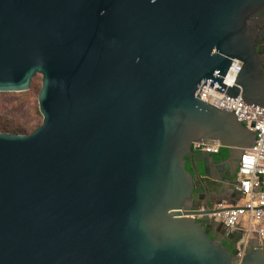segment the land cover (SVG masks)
<instances>
[{
  "label": "water",
  "instance_id": "water-1",
  "mask_svg": "<svg viewBox=\"0 0 264 264\" xmlns=\"http://www.w3.org/2000/svg\"><path fill=\"white\" fill-rule=\"evenodd\" d=\"M259 14L264 0H0V93L40 76L42 116L0 132V264H264V239L239 259L242 231L192 217L235 204L226 184L241 196L238 161L258 149L197 92L264 109Z\"/></svg>",
  "mask_w": 264,
  "mask_h": 264
},
{
  "label": "built area",
  "instance_id": "built-area-1",
  "mask_svg": "<svg viewBox=\"0 0 264 264\" xmlns=\"http://www.w3.org/2000/svg\"><path fill=\"white\" fill-rule=\"evenodd\" d=\"M259 41L264 45V27L258 34ZM241 70V63L235 59L227 74L223 77L222 85L225 88L233 87L237 75ZM203 82L197 92L199 99L219 110L231 113L244 127L252 132L259 131L258 149H245L236 173V182L240 192V200L232 207L225 208L221 204L211 207L205 204L198 206L192 217L197 221L203 218L220 223L225 228L242 231L244 238L237 245V258L243 256L247 247L248 237L264 239V109L260 106L247 105L240 96L229 98L224 92L220 93L206 86ZM194 151H201L210 155L219 154L222 149L217 141H199L193 143Z\"/></svg>",
  "mask_w": 264,
  "mask_h": 264
},
{
  "label": "rangeland",
  "instance_id": "rangeland-1",
  "mask_svg": "<svg viewBox=\"0 0 264 264\" xmlns=\"http://www.w3.org/2000/svg\"><path fill=\"white\" fill-rule=\"evenodd\" d=\"M40 85L37 76L26 92L0 93V132L27 135L41 125L37 104Z\"/></svg>",
  "mask_w": 264,
  "mask_h": 264
},
{
  "label": "flooded vegetation",
  "instance_id": "flooded-vegetation-1",
  "mask_svg": "<svg viewBox=\"0 0 264 264\" xmlns=\"http://www.w3.org/2000/svg\"><path fill=\"white\" fill-rule=\"evenodd\" d=\"M257 24H259V25H263L264 26V18H263V16L262 15H257L254 19H253V25H257ZM257 48L261 51V52H264V45L259 41V39H258V46H257ZM219 156V154H217V156H215L214 155V157H215V159H216V161L218 162V161H220L221 159H220V157H218ZM186 168H187V170H189V165H188V163L186 164ZM207 205L208 206H212V204H210V203H207ZM229 232H231V231H229ZM229 247V249H232V247L231 246H228Z\"/></svg>",
  "mask_w": 264,
  "mask_h": 264
},
{
  "label": "crops",
  "instance_id": "crops-1",
  "mask_svg": "<svg viewBox=\"0 0 264 264\" xmlns=\"http://www.w3.org/2000/svg\"><path fill=\"white\" fill-rule=\"evenodd\" d=\"M228 186V189H226V194L224 195V198H226L229 203H235L240 200V196L236 194L234 191L233 186L226 184Z\"/></svg>",
  "mask_w": 264,
  "mask_h": 264
},
{
  "label": "trees",
  "instance_id": "trees-1",
  "mask_svg": "<svg viewBox=\"0 0 264 264\" xmlns=\"http://www.w3.org/2000/svg\"><path fill=\"white\" fill-rule=\"evenodd\" d=\"M40 84H41V82H40ZM38 111H39V109H38ZM215 156H217V155H215ZM226 156H227V149H221L220 152H219V156L218 157H220V159L222 160V159H225Z\"/></svg>",
  "mask_w": 264,
  "mask_h": 264
}]
</instances>
